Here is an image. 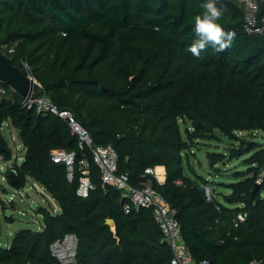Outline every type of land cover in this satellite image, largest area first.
Returning a JSON list of instances; mask_svg holds the SVG:
<instances>
[{"label": "trees", "instance_id": "1", "mask_svg": "<svg viewBox=\"0 0 264 264\" xmlns=\"http://www.w3.org/2000/svg\"><path fill=\"white\" fill-rule=\"evenodd\" d=\"M203 3L0 0V51L39 83L38 95L71 112L94 144L115 149L117 170L131 185L150 180L175 208L192 261L264 264V144L237 140L228 154L206 152L210 171L225 158L243 157L246 169L234 172L238 180L227 184L222 200L212 189L207 199L203 185L212 187L205 177L184 173L193 148L217 132L232 140L238 132L264 133V37L244 32L241 6L217 0L226 10L221 22L237 35L223 52L207 48L193 56L192 18ZM12 98L0 100V128L8 121L17 129L24 156L4 176L11 184L15 169L14 188L32 180L58 209L39 206V229L14 232L0 245V264H55L49 245L69 232L77 237L76 264H170L152 209L124 213L120 190L102 184L67 121L23 107L18 93ZM0 149L10 160L2 130ZM63 151L88 157L94 188L87 196L77 194L78 172L68 180L66 166L51 160ZM158 165L163 183L145 173Z\"/></svg>", "mask_w": 264, "mask_h": 264}, {"label": "built area", "instance_id": "2", "mask_svg": "<svg viewBox=\"0 0 264 264\" xmlns=\"http://www.w3.org/2000/svg\"><path fill=\"white\" fill-rule=\"evenodd\" d=\"M226 1L234 2L242 7L243 30L245 33L264 37V3L261 0ZM24 66L26 67L25 64ZM14 93L17 92L13 87L0 81V100L4 97L12 98ZM11 100L14 101V98ZM21 105L27 109H34L38 113H53L67 121L71 130L77 135L80 151L84 152L86 148L90 151L94 163L98 166L102 184H109L120 190L124 213L128 214L132 210L137 211L142 208L152 209L153 218L162 234V240L170 250V264H210L207 259H203L199 263L191 260L182 238L175 208L153 189L150 180H147L144 185L139 187L131 185L128 174L118 172L117 153L111 145L94 144L89 132L77 122L71 112L59 110L44 95H21ZM9 126L10 123L8 121H3L0 129L4 130L9 128ZM0 156L2 155L0 154ZM11 159L3 160L9 162ZM51 160L55 163H63L66 166L68 180H72L75 172H78V195L85 197L94 188L90 178V161L85 153H82V156L77 160L75 151L54 152ZM13 163L16 162L14 161ZM145 173L154 176L153 168L145 169ZM3 177L6 178L5 176ZM24 188L25 185L21 188H15V190L17 194H23ZM203 189L207 199H209V185L204 184ZM49 252L55 264H76L77 237L74 233H66L61 238L51 242ZM249 264H257V262L252 261Z\"/></svg>", "mask_w": 264, "mask_h": 264}, {"label": "rangeland", "instance_id": "3", "mask_svg": "<svg viewBox=\"0 0 264 264\" xmlns=\"http://www.w3.org/2000/svg\"><path fill=\"white\" fill-rule=\"evenodd\" d=\"M1 130V129H0ZM218 138L205 140L198 143L199 145L193 148V154L190 153V165H184V173L187 176H194L192 169L196 174L205 177L209 180L211 189L219 200H222L221 194H228L230 190L227 184L238 180L234 175L236 171H244L245 164L242 163L243 157L224 159V163H218L215 170L209 168L206 157V152H217L228 154L232 145L238 144L237 140L250 142L255 140L258 143L264 144V133L260 131L238 132L235 139H229L219 132L216 133ZM12 159L5 162L4 155L0 156V245L6 246L14 232L28 228L38 230L41 225V217L36 213L39 206L52 207L53 212H56L57 204L52 201L50 196L41 188L40 185L28 181L25 185L23 194H17L15 188L3 176L7 168L14 161L19 164L24 154L22 141L18 136L17 129L14 126H9L2 131ZM185 164V163H184ZM210 187V186H209Z\"/></svg>", "mask_w": 264, "mask_h": 264}, {"label": "clouds", "instance_id": "4", "mask_svg": "<svg viewBox=\"0 0 264 264\" xmlns=\"http://www.w3.org/2000/svg\"><path fill=\"white\" fill-rule=\"evenodd\" d=\"M264 3V0H261ZM225 8L218 6L217 0H204L202 11L192 18V42L188 51L199 57L201 52L211 48L214 52H223L232 45L236 37L234 30L226 29L221 22Z\"/></svg>", "mask_w": 264, "mask_h": 264}, {"label": "water", "instance_id": "5", "mask_svg": "<svg viewBox=\"0 0 264 264\" xmlns=\"http://www.w3.org/2000/svg\"><path fill=\"white\" fill-rule=\"evenodd\" d=\"M0 81L13 87L22 96L37 95L41 89L39 83L31 75L13 65L9 57L2 51H0ZM8 177L12 185L16 184L18 176L15 169L10 170ZM105 223L112 230L115 229L113 219L108 218Z\"/></svg>", "mask_w": 264, "mask_h": 264}, {"label": "crops", "instance_id": "6", "mask_svg": "<svg viewBox=\"0 0 264 264\" xmlns=\"http://www.w3.org/2000/svg\"><path fill=\"white\" fill-rule=\"evenodd\" d=\"M2 131H3V130H2ZM23 156H24V154H23ZM23 156H22V158H23ZM158 167L160 168V170H157ZM153 172H154V176H155L156 180H157L159 183H163L164 180H165V176H166V172H165V168H164V166H162V165L155 166V167L153 168ZM57 207H58V206H57ZM12 236H13V235H12ZM11 239H12V237H11ZM11 239L9 240V242H7V244L10 243Z\"/></svg>", "mask_w": 264, "mask_h": 264}, {"label": "bare ground", "instance_id": "7", "mask_svg": "<svg viewBox=\"0 0 264 264\" xmlns=\"http://www.w3.org/2000/svg\"><path fill=\"white\" fill-rule=\"evenodd\" d=\"M157 170H160V168L158 167Z\"/></svg>", "mask_w": 264, "mask_h": 264}]
</instances>
